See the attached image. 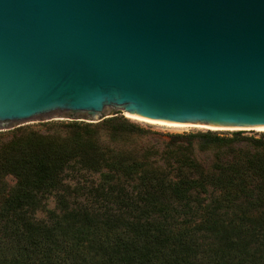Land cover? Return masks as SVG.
<instances>
[{
	"label": "trees",
	"instance_id": "obj_1",
	"mask_svg": "<svg viewBox=\"0 0 264 264\" xmlns=\"http://www.w3.org/2000/svg\"><path fill=\"white\" fill-rule=\"evenodd\" d=\"M60 125L1 143L0 264H264V134Z\"/></svg>",
	"mask_w": 264,
	"mask_h": 264
},
{
	"label": "water",
	"instance_id": "obj_2",
	"mask_svg": "<svg viewBox=\"0 0 264 264\" xmlns=\"http://www.w3.org/2000/svg\"><path fill=\"white\" fill-rule=\"evenodd\" d=\"M122 115L264 132V0H0V134Z\"/></svg>",
	"mask_w": 264,
	"mask_h": 264
},
{
	"label": "rangeland",
	"instance_id": "obj_3",
	"mask_svg": "<svg viewBox=\"0 0 264 264\" xmlns=\"http://www.w3.org/2000/svg\"><path fill=\"white\" fill-rule=\"evenodd\" d=\"M119 117L127 118L130 121L135 122V123L143 126L144 128L154 132V135L151 137H148V136L142 137L141 140L146 141V142L150 141V139L152 137L159 139V140H168L171 135H175V134H186V133H197V132L212 131L211 129L199 128V127L172 129L170 126H167V125L156 126L154 123L135 120V119L129 118L125 115H122ZM75 121H77V122H89V121H84V120H80V119L69 118V119H65V120H61V121H57V122H53V123H48V124H44V125H40V126H36V127H32V128L20 130V131H26V132L34 131L35 133H41V134L47 133V132L51 134L54 131H58L61 136L66 137V136H68V134H67L68 132H65L64 127H62L60 124H67L69 122H75ZM20 131H15V132L7 133V134H0V154L2 152L1 143L3 144L5 142L9 141L10 139L13 138L14 134H16V133L18 134ZM216 133H218L222 136H230L233 132H216ZM263 134H264V132H243V135H245V136H256L257 137V136H261ZM141 140L137 139V138H133V145H135L134 141L142 142ZM112 145L113 146H120V144L116 145L115 142H113ZM85 176H87L88 178L95 177V175L89 174V172L85 173ZM17 180H18L17 177L14 176L13 174L5 173L3 175L0 173V201L8 196V194L10 193L9 190H11L16 185ZM89 181H91V180L71 179V180H68V183H70L72 186H76V185L81 186V185H84L85 182H86L85 184H88ZM47 202H48L49 208L54 207L55 199L53 196H50L48 198ZM43 215H44L43 212L38 213L39 217H43Z\"/></svg>",
	"mask_w": 264,
	"mask_h": 264
},
{
	"label": "bare ground",
	"instance_id": "obj_4",
	"mask_svg": "<svg viewBox=\"0 0 264 264\" xmlns=\"http://www.w3.org/2000/svg\"><path fill=\"white\" fill-rule=\"evenodd\" d=\"M127 117L132 118V119H135V120H139V121H144V122L153 123L152 121H149V120L139 119V118L130 117V116H127ZM163 125H167V126H169L168 124H163ZM199 128H207V129H210L209 127H199Z\"/></svg>",
	"mask_w": 264,
	"mask_h": 264
}]
</instances>
